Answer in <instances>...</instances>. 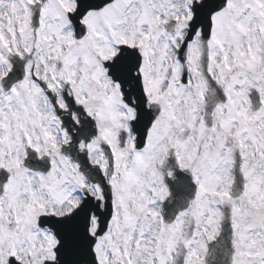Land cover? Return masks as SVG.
I'll return each instance as SVG.
<instances>
[{
	"label": "snow or ice",
	"instance_id": "1",
	"mask_svg": "<svg viewBox=\"0 0 264 264\" xmlns=\"http://www.w3.org/2000/svg\"><path fill=\"white\" fill-rule=\"evenodd\" d=\"M0 264H264V0H0Z\"/></svg>",
	"mask_w": 264,
	"mask_h": 264
}]
</instances>
